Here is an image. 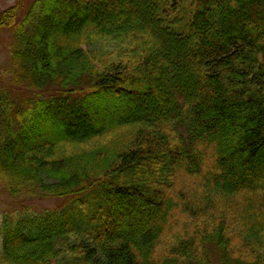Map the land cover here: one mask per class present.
<instances>
[{
  "label": "trees",
  "instance_id": "obj_1",
  "mask_svg": "<svg viewBox=\"0 0 264 264\" xmlns=\"http://www.w3.org/2000/svg\"><path fill=\"white\" fill-rule=\"evenodd\" d=\"M4 33L0 182L94 202L4 213L0 264H264V0H16Z\"/></svg>",
  "mask_w": 264,
  "mask_h": 264
},
{
  "label": "rangeland",
  "instance_id": "obj_2",
  "mask_svg": "<svg viewBox=\"0 0 264 264\" xmlns=\"http://www.w3.org/2000/svg\"><path fill=\"white\" fill-rule=\"evenodd\" d=\"M16 0H0V13L14 5ZM8 33L0 35V75L2 74V68L8 62L9 50L6 46V37ZM8 79H11L10 76L1 75L0 76V88L2 86H7ZM13 85V84H10ZM9 85V86H10ZM17 89L21 87H16ZM22 93V95H21ZM18 96H26L32 94V92H27L22 88L21 92L16 91ZM43 95V94H42ZM17 98V97H16ZM224 141V140H223ZM77 196V195H76ZM74 195L68 196H56V197H42L35 198L21 192L11 193V190L8 189L3 183L0 182V222L4 213L11 212L12 216L15 219V215H35L44 213L46 211H57L58 214H61L62 211L67 210L69 214H74L76 216V223L83 224L88 216L93 212V192L80 194L77 197ZM82 204L87 206L86 214L81 211ZM71 216V215H70ZM211 264H221L219 260V251L215 247L211 246ZM63 258V253L61 254ZM51 264H64L57 262V259H53Z\"/></svg>",
  "mask_w": 264,
  "mask_h": 264
}]
</instances>
